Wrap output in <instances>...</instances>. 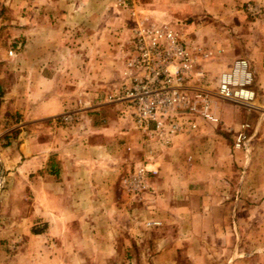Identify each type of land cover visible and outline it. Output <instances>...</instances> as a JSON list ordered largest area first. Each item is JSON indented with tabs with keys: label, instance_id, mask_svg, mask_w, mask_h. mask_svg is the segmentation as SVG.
<instances>
[{
	"label": "crops",
	"instance_id": "1",
	"mask_svg": "<svg viewBox=\"0 0 264 264\" xmlns=\"http://www.w3.org/2000/svg\"><path fill=\"white\" fill-rule=\"evenodd\" d=\"M243 1L215 0L206 11L221 12L217 23L227 26V12L238 10ZM251 1L264 11V0ZM115 10L108 0H40L30 11L26 65L0 75V167L6 180L24 191V218L31 227L39 221L38 236L45 239L46 248L55 250L111 255L122 249L124 234L135 233L136 243L140 242L144 233L135 228L136 218L160 222L155 240L159 249L191 251L193 235L199 233L193 220L217 215L210 201L225 203L233 170L231 250H240L242 235L252 251L264 250V37L241 31L232 37L224 29L201 35L204 46L222 45L225 50L223 57L206 65L214 85L220 75L237 70L238 60H246L253 72L254 102L262 110L246 118L243 106L211 98L210 112L217 124L197 120L195 132L174 137L146 161L127 106L93 100L101 87L128 82L120 77L118 52L123 40L119 29L126 27V20ZM242 25L234 23L236 29ZM17 73L24 78L16 77ZM78 98L79 103L93 100L92 109L78 112L74 122L56 121ZM222 120L232 123L234 133L239 125L248 124L245 149L233 147L234 134L213 130ZM145 162L154 164L157 172L147 177L145 192L128 197L120 189V179ZM246 221L242 231L240 225ZM204 230L209 244L222 235V250L229 249L228 230Z\"/></svg>",
	"mask_w": 264,
	"mask_h": 264
},
{
	"label": "rangeland",
	"instance_id": "2",
	"mask_svg": "<svg viewBox=\"0 0 264 264\" xmlns=\"http://www.w3.org/2000/svg\"><path fill=\"white\" fill-rule=\"evenodd\" d=\"M39 2L40 0H0V75L4 72H12V70L8 71V69L26 65L24 52L27 51V39L30 37V11L32 6H38ZM213 2L215 0H108V5H112L117 11L116 15L119 13L122 21L126 20L127 24L122 30L119 29V37L123 39L120 41V45L118 44V52H120L122 64L126 53L130 49V34L136 22L143 21L144 23L156 25L166 24L173 28L179 38L192 50H200L197 52L198 56L202 52L210 53L207 59L199 60V64L203 67L206 80H209L207 84H204L213 93L215 86L214 75L207 71L206 65L212 63L220 56L223 57L225 50L222 45L220 47L204 46L201 35L205 34V32L216 34L218 31H225L226 35L234 37L238 36L239 31H241V34L249 32V34H254V36L264 37V22H259V20H264V11L261 7L256 6L253 1H243L237 8L238 10L227 12L229 20V25L227 26H219L217 23L218 17L221 16L218 14H221V12L214 11L210 13L206 11L208 3L211 4ZM37 16L40 17V13L35 15V18ZM126 16L129 18L128 20ZM256 21L258 22L256 23ZM234 23H242V28L236 29ZM252 23H256V25L250 26ZM69 45L72 47L74 44L70 43ZM3 69L7 70L2 71ZM20 76L24 78L21 73L16 74V77ZM120 77L123 78L121 74ZM1 82H3L2 78H0ZM128 82L122 81L121 84ZM118 86L101 87L100 91L94 92L95 97H93V100L99 102V104L101 102L105 103L106 97L109 94H113ZM2 95L3 89L0 86V98ZM92 101L82 100L79 103V98L76 99L72 107L64 110L56 117V121L62 122L59 117L65 112L78 109L80 110L79 112L91 110L94 104ZM254 101L249 109L245 107L241 109L246 118L256 109L264 110L263 107L261 109V106L260 108L256 107ZM74 118H77V113L71 116L70 121L62 123L74 122ZM226 122L222 120L219 127L213 130L219 131V128H221L228 136L235 135L232 123ZM13 123L16 124L17 121H13ZM140 140L144 147V160H146L148 149L152 150L151 158L159 151V148L154 147L153 144H145L143 138L140 137ZM229 141L232 143V138ZM189 160L190 157L187 158V161ZM0 173L4 179L0 188V264H77L78 259L83 261H81V264H90L91 260H106L105 264H167L163 262H168L170 259H174L175 264H231L233 261L234 264H261L264 261V250L252 251L249 248L248 240L245 239V241L243 239V235L240 250H231L232 235L229 234H232L233 229V208L230 195L232 193L233 170H230V186L227 188L225 203H213L210 201V207L214 209V212L215 209H218L217 215L220 217L214 215L212 218H197L193 220L194 229L199 233L198 235H193V244L190 245L191 251H163L159 249L155 244V240L159 238V232L161 231L160 222L153 219H145L140 222L135 218V223H133L135 228L138 230L141 228V233H144L142 238H139L140 242L136 243L135 233L132 234L127 230L129 235L124 234L120 240L119 246L122 249L112 252L111 255L108 252L101 251L72 252L70 250H58V248L55 250L52 246L46 248L45 239L42 236H38L41 235L38 233L42 230L39 221H34L32 223L33 227H31L30 220L24 218L27 213L24 191L22 188L16 189L11 181L6 180L7 178L4 177L1 167ZM120 189L123 194L133 198H138L143 193L131 196L122 190L121 185ZM213 197L215 200L216 194ZM151 223L157 224L152 225ZM240 227L242 231L246 230L247 221L245 224L242 223ZM210 228L213 230L216 228L228 230L227 236L229 237H227V241L229 249L222 250V235L221 237H214L212 243H208L204 229L210 230ZM124 244H126V250H123ZM258 261L262 262L258 263Z\"/></svg>",
	"mask_w": 264,
	"mask_h": 264
},
{
	"label": "built area",
	"instance_id": "3",
	"mask_svg": "<svg viewBox=\"0 0 264 264\" xmlns=\"http://www.w3.org/2000/svg\"><path fill=\"white\" fill-rule=\"evenodd\" d=\"M130 49L126 53L121 76L128 79L106 97L105 103L124 104L129 110V122L145 144L167 147L174 137L195 132L197 120L215 125L217 118L210 112V99L236 103L250 108L255 99L251 89L253 72L246 60H238L237 70L219 76L214 92L205 86V72L199 60L210 53L192 50L166 24L136 22L131 30ZM80 110L60 115L62 122ZM248 124H241L234 138L235 149L246 148ZM146 161L152 150H147ZM151 162L135 167L120 179L122 190L136 196L147 190V177L156 174ZM0 173V188L3 184ZM156 225L157 223H151Z\"/></svg>",
	"mask_w": 264,
	"mask_h": 264
}]
</instances>
